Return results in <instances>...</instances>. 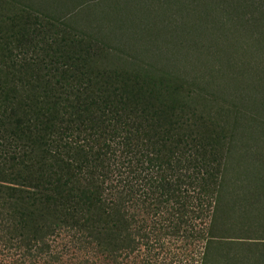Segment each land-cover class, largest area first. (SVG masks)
Returning <instances> with one entry per match:
<instances>
[{
    "label": "trees",
    "instance_id": "trees-1",
    "mask_svg": "<svg viewBox=\"0 0 264 264\" xmlns=\"http://www.w3.org/2000/svg\"><path fill=\"white\" fill-rule=\"evenodd\" d=\"M104 2L0 0L3 245L37 264H264V190L236 189L249 164L264 182L244 143L264 142V97L247 110L231 58L187 69L212 53L192 35L221 25L215 4L260 52L264 0Z\"/></svg>",
    "mask_w": 264,
    "mask_h": 264
},
{
    "label": "rangeland",
    "instance_id": "rangeland-1",
    "mask_svg": "<svg viewBox=\"0 0 264 264\" xmlns=\"http://www.w3.org/2000/svg\"><path fill=\"white\" fill-rule=\"evenodd\" d=\"M20 1V0H19ZM102 1V6L106 5L107 3L104 2V0H99ZM161 1V0H160ZM106 3V4H105ZM163 3H165L163 1ZM158 2H156L155 5H157ZM165 6V5H164ZM223 6V5H222ZM221 4L217 6L215 4V11H210L211 14L215 15L217 17L218 22H221V25H216V30H215V25H210L209 31H211L210 35L203 41V37H201V40H199V36L197 33H194L192 37L194 36L196 38V41L199 42L200 44L203 43L204 45L208 46L210 48V53L209 55H204L200 57L198 54L194 53V57L191 58L192 60L188 63L190 66L187 67L188 70H192L191 72L196 75V73L199 74H209L213 70H217L219 73H221L225 67V63L230 60H233L235 63L238 64L239 67L241 68H250L247 69L251 71V77L250 79L245 82L247 85L250 87L249 90H247L248 93V99L249 103L246 104V108L248 111H254L258 110V104L261 102V96L264 97V93H262V86L260 85L259 81L262 80L263 78H260V74L258 71H263L264 72V48H261V51L258 52L254 46V43H241L238 40L234 39L235 37V28L233 24L230 22L231 20L229 19L228 16L232 14V7L230 8L231 12L228 14V10L226 9L225 11L222 10ZM101 8H98V11H101ZM215 24V23H213ZM193 28V27H192ZM257 36V34L255 35ZM246 39V38H245ZM249 38L246 39L248 41ZM239 45L241 49L237 50L234 52V47L231 45L238 47L236 45ZM264 46V45H263ZM243 48H248L249 52L244 51ZM263 50V51H262ZM197 55V56H196ZM199 58V60L197 59ZM209 71L206 72L205 71ZM264 76V74L262 75ZM245 83H242V86L245 85ZM246 86V85H245ZM256 90V91H255ZM264 90V88H263ZM252 97V98H251ZM254 100L251 101L250 100ZM234 103L240 104L239 102ZM233 103H230V105ZM264 109V108H263ZM258 135L254 134L249 136L247 141H244L245 147L247 150L251 153H249V156L255 158L256 156L262 157L264 159V142L263 144L261 143V139H257ZM234 161V166L232 168H235L237 166V160ZM250 164L245 168L246 170V186L242 187H237L236 189L240 191L241 193L244 192L246 198H247V193L249 194L250 192H256L259 190L260 192L263 191V186L264 182L258 183L257 181L254 180V172L257 174V169L254 170L255 168L249 167ZM237 173L238 169L235 168V170H232V173ZM254 171V172H253ZM256 189V190H255ZM260 213L262 215V218L264 219V200L262 203V206L260 208ZM235 217L238 218V213H235ZM251 217V216H250ZM253 218V217H251ZM222 222V220H220ZM226 237H238L236 236L235 231H232L231 233H228L225 235ZM257 234H254V237H257ZM252 237V238H254ZM253 240V239H251ZM250 240V242H252ZM237 252L242 251L241 253H248L247 249L245 247L241 246V249H236ZM243 263L245 260L242 261ZM0 264H37L33 258H29L27 255L23 254L22 249H14L13 247H7L4 246L2 243V239L0 236Z\"/></svg>",
    "mask_w": 264,
    "mask_h": 264
}]
</instances>
